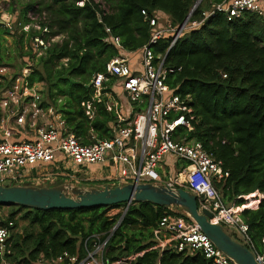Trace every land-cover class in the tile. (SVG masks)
Returning <instances> with one entry per match:
<instances>
[{
  "label": "trees",
  "instance_id": "obj_1",
  "mask_svg": "<svg viewBox=\"0 0 264 264\" xmlns=\"http://www.w3.org/2000/svg\"><path fill=\"white\" fill-rule=\"evenodd\" d=\"M82 1L13 0L0 4L2 12L17 15V20L12 21L17 30L30 23L28 14L33 12L41 27L49 29V37L62 38L39 56L31 70V83L45 85L47 104L57 109L68 133L81 144L88 146L113 139L123 99L115 91L117 78L106 73L107 65L125 52L137 53L149 46L150 19L158 16L165 20L159 14L168 16L175 27H181L189 15L190 23L201 22L199 27L184 32L173 47L169 36L151 45L156 57L164 59L168 71L165 83L174 95L188 99L191 110L187 119L193 131L180 128L174 140L200 143L222 163L229 177L216 188L225 203L236 209L249 228L252 242L262 251L264 19L246 14L230 20L222 13L205 19L204 14L222 0H202L194 11L198 0H102L106 11L95 8L93 3L78 6ZM12 31L0 21V64H4L3 40L13 36ZM40 34L34 30L22 32L20 51L25 47L26 37L32 39ZM115 38L118 45L113 41ZM28 44L33 55L23 56L37 58L32 42ZM98 75L106 76L99 98L94 84ZM125 206L68 211L15 206L26 211L24 217L30 220L33 232L26 231V237H11L13 261L31 264L40 254L49 260L64 255L83 259L86 242L93 249L111 236L104 253L107 264H213L200 254L178 252L171 238L164 240L167 242L164 248L159 246L158 239L163 234L161 220L166 215L182 217L180 213H171L169 208L133 203L113 232L121 217L109 218L106 212ZM17 214L13 212L8 219L2 217L0 226L13 221L16 227ZM230 235L242 242L233 232Z\"/></svg>",
  "mask_w": 264,
  "mask_h": 264
},
{
  "label": "built area",
  "instance_id": "obj_2",
  "mask_svg": "<svg viewBox=\"0 0 264 264\" xmlns=\"http://www.w3.org/2000/svg\"><path fill=\"white\" fill-rule=\"evenodd\" d=\"M12 1L0 0V4ZM86 3H93L95 8L98 6L102 11L107 10L102 0H83L78 6L83 7ZM217 13L227 15L230 20L241 19L246 14L264 19V0H222L204 17L207 19ZM143 15L146 16V12ZM28 19L30 23L20 26V30L25 33L32 30L41 33L33 37L31 42L36 55L43 56L56 37H49V29L41 27L33 12L28 14ZM6 20L1 23L12 29V21ZM189 20L181 27H175L168 18L161 20L156 16L150 19L152 35L149 46L137 53H127L121 49L126 54L107 65V75L117 78L115 91L120 93L121 99L124 94L132 104L139 103L140 110L132 107L126 109L125 104L121 103L118 123L113 129L114 138L88 146L68 133L61 114L45 100L44 84L31 83V69L13 75L10 67L0 64V185L9 181L19 186L29 182L37 187H41L43 182H49L47 184L52 186L57 185V181H51L49 176H53L55 171L68 173L72 170L75 174L92 176L94 173L91 168L96 167L104 168L112 176V179L105 178L107 186L111 188L135 182L167 186L174 192L183 188L199 198L201 207L213 214V222L237 235L241 243L253 252L257 262L264 264V249L259 251L256 248L248 235V226L236 209L225 203L216 188L217 184H222L229 177L222 163L210 156L200 143L174 140L180 128L193 131L187 119L191 110L187 106L188 99L174 95L165 83L168 71L164 67V59L156 57L151 45L169 36L173 47L184 32L201 25V22L190 23ZM113 41L118 45L117 38ZM104 81V75H98L94 80L97 98L101 95ZM167 159H173L174 163L180 162L182 170L174 178L162 183V173L159 171ZM43 167L48 168L40 173L34 172L35 177L30 174L31 170ZM96 171L100 173L98 169ZM72 181H69L70 187L64 188L63 192L75 198L77 193L72 192L75 190ZM104 187L101 185L96 188ZM2 217L0 215V219ZM14 227L13 221L0 226V264H25L13 261L14 249L10 240ZM160 229L162 233L171 236L178 252L200 254L213 264H237L219 250L192 220L186 222L181 217L166 215L160 222ZM110 237L99 242L93 249L86 242L83 259L64 255L53 264H107L104 253ZM96 239L101 241L100 237ZM31 264L49 263L42 255Z\"/></svg>",
  "mask_w": 264,
  "mask_h": 264
},
{
  "label": "water",
  "instance_id": "obj_3",
  "mask_svg": "<svg viewBox=\"0 0 264 264\" xmlns=\"http://www.w3.org/2000/svg\"><path fill=\"white\" fill-rule=\"evenodd\" d=\"M200 3L201 0H198L193 11ZM190 17L191 15L188 19ZM63 189L56 185L19 186L7 181L0 185V206H19L38 211H68L109 208L121 204H126L128 209L133 203H150L164 208H182L215 246L237 264H259L249 247L233 238L227 228L213 222V214L207 208L201 207L199 198L183 188L174 192L167 186L135 182L113 188L106 186L103 189L94 187L86 191L76 190L75 198L67 196ZM122 220L123 218L116 224L113 232L120 226Z\"/></svg>",
  "mask_w": 264,
  "mask_h": 264
},
{
  "label": "rangeland",
  "instance_id": "obj_4",
  "mask_svg": "<svg viewBox=\"0 0 264 264\" xmlns=\"http://www.w3.org/2000/svg\"><path fill=\"white\" fill-rule=\"evenodd\" d=\"M23 3H25V2H23ZM3 13L4 12H2L0 10V21H5L7 18H8V20H6V21H14L15 22L17 20V15H10L7 13L6 14H3ZM7 15H9L10 17ZM159 15L163 16L164 19L168 18V16H166L164 14H159ZM3 19H5V20H3ZM42 21H44V19ZM12 33H13L12 34L13 36H7L3 40V55H4V57H3L4 62L3 63H4V65L11 68V70H12L11 72L13 75L14 74L19 75L25 69L33 70V68L37 65V59L39 58V56L37 55V58H35V59H32L30 56L24 57L23 55H25L26 53H30L31 55H33L32 51H31V44H30V46L28 44V42L31 41V38L27 39V37H26V39L24 41L25 47L23 50L20 51V49L23 46L19 43V38L21 37L22 31L17 30L16 26H15V27H13ZM61 40H62L61 37H56L55 42H61ZM43 86H44V88H46L45 85H43ZM122 99H123V102L125 104L126 109H129L130 107H132L133 109H135L137 111L140 110L139 103H133L132 104L126 95L123 94ZM176 163L172 164V162H169V166H170L169 168L175 167V170L174 171L171 170L168 173H166L165 175L161 174V178H162L161 182L162 183L167 182L171 177L174 178L176 176V174H178L182 170V166L179 165L180 162L176 161ZM162 164L164 165L165 162H163ZM96 170H97L96 167L91 168V172L94 173L92 176H85L83 173H76L75 174L74 172H72V170L68 173H65L62 171H55L54 175L49 176V178L51 179V181H53V180L57 181L56 186H61L63 188H66L67 185H69V181H72L75 179L76 181L75 180L72 181L74 184V187H75V190H73L72 192H76V190H89V188H94L95 186L96 187L101 186V185L107 186L108 185L107 180L102 179V176L100 175V173H97ZM49 172H51V171H49ZM47 183H49V182H43L41 187H50V185ZM35 185L33 183L29 182L25 186L36 187ZM178 209L184 211V209H182V208H178ZM13 212L18 213V214L16 215V218H15V220L17 221V226L15 227V229L12 230V236L17 238L16 236H18V235H25L26 231H29V233L33 232V228H30V224H31L30 220L24 217V213L26 211L20 210L18 207H15V206L0 208V215L3 216L4 219H8L9 216ZM125 213H126V206L120 207L117 209L107 210L106 216L109 218L110 217L111 218L112 217H121V219H122L124 217ZM26 236L27 235H25V237ZM22 238H24V237H22ZM42 255L43 254H40L34 260V262L38 261V259ZM46 260L48 261L49 264H53L55 261V260H49L47 258H46Z\"/></svg>",
  "mask_w": 264,
  "mask_h": 264
},
{
  "label": "crops",
  "instance_id": "obj_5",
  "mask_svg": "<svg viewBox=\"0 0 264 264\" xmlns=\"http://www.w3.org/2000/svg\"><path fill=\"white\" fill-rule=\"evenodd\" d=\"M121 103H124L123 102V100L121 101ZM168 161V162H167ZM167 161H166V163L164 164V165H161V169H160V173H162L163 175H165L166 173H168L169 171H174L175 170V167L174 168H169L170 166H169V162H172V164L174 163V160L173 159H167ZM48 167H43L42 169H33V170H31L30 171V174L33 176V177H35V174H34V172L36 173V172H42L43 170H46ZM106 168V167H105ZM168 168V169H167ZM99 171H100V175L102 176V178H107V179H109V178H111L112 176L109 174V172L107 171V170H104V168L103 169H99V168H97ZM112 179V178H111ZM110 179V180H111ZM33 180V178L31 179V181ZM166 183V182H165ZM169 210H171V211H173L174 213H180V215H182V217L181 218H183L184 220H186L183 216H186V217H188L189 218V216H188V214L185 212V211H182V210H179V209H175L174 207H171V208H169ZM190 218H189V221H187L186 220V222H190ZM228 230V229H227ZM228 232H229V234L231 233V231H229L228 230ZM170 238H171V236L169 235V234H167V233H163L162 234V237L161 238H159L158 239V243H159V246L161 247V248H164L166 245V243L167 242H165L164 240H166V241H168V240H170Z\"/></svg>",
  "mask_w": 264,
  "mask_h": 264
}]
</instances>
